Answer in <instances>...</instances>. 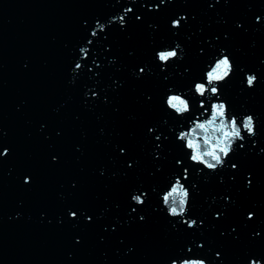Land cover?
<instances>
[{"label": "water", "instance_id": "obj_1", "mask_svg": "<svg viewBox=\"0 0 264 264\" xmlns=\"http://www.w3.org/2000/svg\"><path fill=\"white\" fill-rule=\"evenodd\" d=\"M177 42L182 59L162 66L157 50ZM221 49L236 70L220 99L230 115L254 114L258 134L244 133L226 166L210 172L176 137L204 112L192 85ZM246 72L259 77L255 87ZM170 87L190 100L189 115L167 109ZM216 99L209 93L201 118ZM5 148L0 264H264V0H0ZM185 168L192 228L161 200ZM134 191L147 193L142 206Z\"/></svg>", "mask_w": 264, "mask_h": 264}, {"label": "clouds", "instance_id": "obj_2", "mask_svg": "<svg viewBox=\"0 0 264 264\" xmlns=\"http://www.w3.org/2000/svg\"><path fill=\"white\" fill-rule=\"evenodd\" d=\"M117 2H120V0H117ZM131 2L135 3L136 0H131ZM164 2L165 0H161V3ZM184 2H187V0H184ZM216 2H219V0H216ZM224 2L228 3L229 0H224ZM132 11L133 8L131 6L123 9L124 14L119 15V22L122 26L126 24L125 15ZM116 19L117 17L113 16L105 23L97 21L96 24L101 30H105ZM182 19H184L183 14L173 19L171 26L173 28H179ZM259 19L257 17V20ZM91 35L96 37L98 33L94 29ZM88 43H91V40ZM178 49H182V46L177 42L172 48L157 50L156 57L158 62L164 66L171 63L174 59H182V54ZM87 51L86 46L80 48L81 53H87ZM225 52L226 50L221 49V54L215 59L214 63L207 66L204 73V80H197L192 85L194 93L201 98L198 107L204 109V112L200 113L197 118L190 120L188 122L189 127L179 130L176 137L179 142L183 143L185 150L190 153L188 156L189 161L202 166L203 169H207L210 172H216L226 166V159L235 151L237 142L245 140L244 133H247L248 137H255L258 134L254 114L248 113L242 116L230 115L227 102L220 99L219 85L226 82L236 70L230 56L225 54ZM75 68L80 69L81 64L79 62L76 63ZM139 71L143 73L145 69L141 67ZM258 80L259 77L255 72L245 73V84L248 88L255 87ZM209 93L216 96L217 99L211 102L210 115H207V118H201L204 116V113L208 112L206 98ZM165 105L168 110L180 117L187 116L191 113V102L187 96L183 92L174 91L171 87L165 98ZM152 130L150 128L149 132ZM156 138L160 139L159 136ZM240 146L243 147L244 145L241 144ZM8 151L5 148L0 155H5ZM123 151L121 149V152ZM181 163L180 160H177V165ZM232 167L235 168L236 165L233 164ZM173 176L174 179L170 186L161 193L162 206L166 209L169 217L173 219L180 218L187 224L188 228H192L197 225V220L186 219L191 204V190L183 182L189 178V170L187 168L183 170V179L180 175L173 174ZM25 179L27 182L28 178ZM146 196V192L138 194L134 191L131 200L135 205L142 206L146 202ZM70 216L74 218L77 216V213L70 212ZM253 216V213L248 214L249 219L253 218ZM200 246L202 247L203 245L201 244ZM189 251H191V248H189ZM216 255L219 256L220 254L217 253ZM171 264H208V261L203 258H182L179 261L176 259L171 260ZM249 264H262V261L252 258L249 260Z\"/></svg>", "mask_w": 264, "mask_h": 264}]
</instances>
